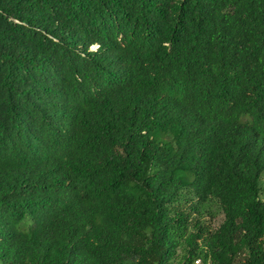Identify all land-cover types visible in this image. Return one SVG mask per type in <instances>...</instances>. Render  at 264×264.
<instances>
[{"label": "trees", "instance_id": "obj_1", "mask_svg": "<svg viewBox=\"0 0 264 264\" xmlns=\"http://www.w3.org/2000/svg\"><path fill=\"white\" fill-rule=\"evenodd\" d=\"M263 175L264 0H0V264H264Z\"/></svg>", "mask_w": 264, "mask_h": 264}, {"label": "rangeland", "instance_id": "obj_2", "mask_svg": "<svg viewBox=\"0 0 264 264\" xmlns=\"http://www.w3.org/2000/svg\"><path fill=\"white\" fill-rule=\"evenodd\" d=\"M261 185L264 188V175L261 178ZM194 216L206 227L214 229L219 227L223 221V215L218 210L217 207H214L212 211L204 212L203 214H194Z\"/></svg>", "mask_w": 264, "mask_h": 264}, {"label": "clouds", "instance_id": "obj_3", "mask_svg": "<svg viewBox=\"0 0 264 264\" xmlns=\"http://www.w3.org/2000/svg\"><path fill=\"white\" fill-rule=\"evenodd\" d=\"M96 48H97V47L93 46L91 49H92V50H95ZM198 260H200V261H201V264H202V260H201L200 258L194 260V262H196V261H198Z\"/></svg>", "mask_w": 264, "mask_h": 264}, {"label": "built area", "instance_id": "obj_4", "mask_svg": "<svg viewBox=\"0 0 264 264\" xmlns=\"http://www.w3.org/2000/svg\"><path fill=\"white\" fill-rule=\"evenodd\" d=\"M195 264H201V261H200V260H198V261H196V262H195Z\"/></svg>", "mask_w": 264, "mask_h": 264}]
</instances>
